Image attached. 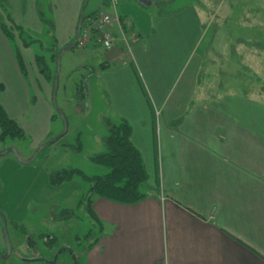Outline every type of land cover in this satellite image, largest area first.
<instances>
[{
  "label": "crops",
  "instance_id": "obj_1",
  "mask_svg": "<svg viewBox=\"0 0 264 264\" xmlns=\"http://www.w3.org/2000/svg\"><path fill=\"white\" fill-rule=\"evenodd\" d=\"M83 1L50 0L49 34L57 48L75 36ZM44 2L5 0L24 35L47 31L39 13ZM120 16L140 39L128 51L118 36L94 72L114 115L132 125L148 195L134 204L93 198L102 231L83 253L86 264H264V91L239 97L236 87L227 94L222 85L213 91L202 83L198 51L211 25L205 10L149 11L148 24L137 22L140 29ZM242 40L238 44H254ZM19 44L26 76L0 27V104L31 139L30 156L51 135L55 109L48 80L32 67L31 46ZM211 98L216 101L207 102Z\"/></svg>",
  "mask_w": 264,
  "mask_h": 264
},
{
  "label": "rangeland",
  "instance_id": "obj_2",
  "mask_svg": "<svg viewBox=\"0 0 264 264\" xmlns=\"http://www.w3.org/2000/svg\"><path fill=\"white\" fill-rule=\"evenodd\" d=\"M189 6L208 12L211 22L198 51H203L202 83L213 91L222 85L224 93L236 87L239 91L236 90L235 95L239 97H246L245 93L252 97L259 96L258 93L264 91V0H158L151 6L141 5L137 0H116L115 3L113 0H88L85 15L99 9L111 13L116 10L119 15L131 19L136 29H140L137 22L145 18L148 24L149 17L146 15L149 11L153 14H171ZM41 10L54 22V6L50 0H45ZM226 15L228 20L224 17ZM245 21L250 22L247 23L250 27ZM220 25L223 29L219 31ZM49 33H28L24 37L34 42L31 46L34 53L32 67L42 80H48L52 88V78L43 77L35 62V49H39L51 67V74L55 76L56 58L55 61L50 59V49L57 47V44ZM247 38L254 44H238ZM211 40L213 44H209ZM19 42L23 45L19 38L11 43L15 48L20 46ZM125 50L129 51L126 45ZM104 53L102 45L88 43L66 50L61 57L56 98L68 120L65 135L46 146L30 163L20 162L13 152L0 156V210L7 217L12 242L11 255L6 259L0 258V264L87 263L83 254L85 247L101 234L100 225L82 204L88 195L90 182L81 174H74L72 179L57 185L52 182L51 175L71 168L80 169L88 176L109 171V168L91 159L95 153L105 150L107 119H119L112 111L100 76L91 73L99 68ZM193 94L195 101L198 97ZM212 99H207V102ZM55 112L53 131L46 140L52 139L63 129V120ZM30 142L28 136L7 139L1 149L14 143L12 145L24 157H28ZM44 235L55 237V242L46 243ZM28 238L34 242L30 244L32 247L28 244ZM62 246L71 248L77 260L69 252L62 251L55 262L53 254L56 250L60 252ZM5 252L6 248L0 250V253ZM36 256L51 263L36 261L33 259Z\"/></svg>",
  "mask_w": 264,
  "mask_h": 264
},
{
  "label": "trees",
  "instance_id": "obj_3",
  "mask_svg": "<svg viewBox=\"0 0 264 264\" xmlns=\"http://www.w3.org/2000/svg\"><path fill=\"white\" fill-rule=\"evenodd\" d=\"M39 13L47 27V31L52 33L54 29L53 21L45 17L42 11H39ZM0 27L10 42H15L19 38L26 47H30L34 43L27 41L24 37V29L14 23L6 7L5 0H0ZM14 49L19 67L23 75L26 76L27 71L24 57L19 47L16 46ZM59 49L56 46L51 47L50 59L52 61H55ZM35 50L37 51L35 52L36 65L45 78L50 79L51 77V81L54 82V75L51 74L49 63L39 53V49ZM106 124L108 133L104 137L105 150L95 153L91 156V159L109 168L107 173L88 176L80 169L71 168L56 171L51 175L52 182L57 185L64 180L72 179L74 174H81L90 182L88 195L84 198L82 204L100 225L101 231L102 222L95 214L92 206L95 196L118 203L134 204L143 200L148 195V192L145 190L148 173L141 151L131 140L132 125L125 118H119L116 121L107 119ZM26 136L24 129L9 116L3 105L0 104V141L2 145L7 139L25 138ZM98 241L99 236L85 247L84 252L86 253Z\"/></svg>",
  "mask_w": 264,
  "mask_h": 264
},
{
  "label": "water",
  "instance_id": "obj_4",
  "mask_svg": "<svg viewBox=\"0 0 264 264\" xmlns=\"http://www.w3.org/2000/svg\"><path fill=\"white\" fill-rule=\"evenodd\" d=\"M138 2H140L143 5H151L153 0H137ZM88 0H84L82 7H81V12H80V17H79V21H78V25H77V30H76V34L74 36V38L72 39V41L61 47L58 51L57 57H56V71H55V76H54V82H53V86H52V96H51V101H52V105L54 107V109L59 113V115L61 116L62 120H63V129L62 131L57 134L55 137H53L50 140H46L44 142H42L41 144H39L37 146V148L33 151V153L28 156V157H24L22 152L14 145H10L7 146L3 149H0V156L4 155L8 152H13L15 157L22 163L26 164V163H30L32 162L37 156L38 154L48 145L56 142L59 138H61L63 135L66 134L67 129H68V120L66 117L65 112L63 111V109L58 105L57 103V90H58V84H59V71H60V61H61V57L63 55V53L66 50L72 49L76 46L78 39L80 37V33H81V29H82V25H83V21H84V15H85V8L87 5ZM0 192H1V183H0ZM0 218L2 221V228H3V233H4V237H5V242H6V252L5 253H0V258L1 259H6L11 255L12 252V242L9 236V232H8V227H7V217L5 215V213L0 210Z\"/></svg>",
  "mask_w": 264,
  "mask_h": 264
},
{
  "label": "built area",
  "instance_id": "obj_5",
  "mask_svg": "<svg viewBox=\"0 0 264 264\" xmlns=\"http://www.w3.org/2000/svg\"><path fill=\"white\" fill-rule=\"evenodd\" d=\"M115 2L116 0H113V3ZM115 27L118 28L117 32L114 29ZM128 34L126 26L116 10L111 13L99 9L84 20L79 37V47L86 46L89 42L95 40L97 44L110 49L113 47L117 36H120L130 50L133 43L138 41L139 36L132 30H130V37H128Z\"/></svg>",
  "mask_w": 264,
  "mask_h": 264
},
{
  "label": "flooded vegetation",
  "instance_id": "obj_6",
  "mask_svg": "<svg viewBox=\"0 0 264 264\" xmlns=\"http://www.w3.org/2000/svg\"><path fill=\"white\" fill-rule=\"evenodd\" d=\"M157 1L158 0H153L152 1V3H151V5H154L155 3H157ZM151 5H149V6H151ZM145 6V5H144ZM147 6V5H146ZM95 12V11H94ZM94 12H92V13H94ZM92 13H90V14H92ZM90 14H88V15H86V17L87 16H89ZM86 17H85V15H84V20L86 19ZM121 17V16H120ZM122 19V18H121ZM83 23H84V21H83ZM83 26V25H82ZM126 26V25H125ZM126 29H127V32L130 34V30H132V29H130V28H128L127 26H126ZM82 30V29H81ZM133 31V30H132ZM135 32V31H134ZM137 33V32H136ZM138 34V33H137ZM138 36H139V39H140V35L138 34ZM118 37V36H117ZM120 37V36H119ZM74 38V37H73ZM72 38V39H73ZM121 38V37H120ZM138 39V40H139ZM122 40V39H121ZM72 41V40H71ZM70 41V42H71ZM69 42V43H70ZM68 43V44H69ZM123 43H124V41H123ZM136 43V42H135ZM97 44V43H96ZM134 44V43H133ZM67 45V44H66ZM65 46V45H64ZM77 46H79V39H78V42H77V44H76V47ZM124 46H125V44H124ZM132 47V46H131ZM111 49V48H110ZM105 50H109V49H106L105 48ZM94 69H93V71L91 72V73H94ZM53 86V85H52ZM8 222V221H7ZM15 225H17L16 223H15ZM43 239H44V241L46 242V243H53V242H55V237H51V236H48V235H44L43 236ZM28 244L30 245V244H33L34 242L31 240V238H28ZM50 243V244H51ZM50 244L48 245V246H50ZM31 247H32V245H30ZM60 252H58V250H56V252L53 254V256H54V258H55V262H56V259L58 258V256H59V254L62 252V251H65V252H69L72 256H74L75 257V259L77 260V257L75 256V254H74V251L71 249V248H69V247H67V246H62L61 248H60V250H59ZM34 260H36V261H46V262H48V263H51L50 261H48L47 259H44L43 257H41V256H36V257H34L33 258ZM78 264V263H77Z\"/></svg>",
  "mask_w": 264,
  "mask_h": 264
}]
</instances>
